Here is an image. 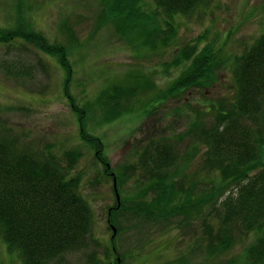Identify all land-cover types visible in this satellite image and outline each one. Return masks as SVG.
I'll return each instance as SVG.
<instances>
[{
	"label": "trees",
	"instance_id": "obj_1",
	"mask_svg": "<svg viewBox=\"0 0 264 264\" xmlns=\"http://www.w3.org/2000/svg\"><path fill=\"white\" fill-rule=\"evenodd\" d=\"M153 1L150 8L144 0H105L100 24L113 21L122 36L129 28H140V42L155 51L173 41L171 37L176 35L180 17L199 14L217 0ZM17 8L16 22L0 25V43H34L38 50L58 58L71 81L74 70L67 45L52 43L42 33L30 29L24 11ZM192 45L180 48L177 54L180 64L185 60L191 64L165 90L157 89L152 73L142 71L116 83L114 90L105 94L106 102L108 96L118 97L117 102L124 103L134 97L140 100L142 95L150 96L148 102H160L181 95L190 87L211 86L216 81V68L223 61L220 51H214L210 44L203 50ZM19 63L6 61L5 71L29 76V68L20 69ZM234 76V103L213 111L208 122L195 120L191 130L179 138H151L148 145L133 149L119 169L111 168L102 137L88 128L85 122L93 121L73 95L74 100L70 101L80 119L81 139L94 151V158L103 164L106 175L116 177L122 190L133 188L136 192L132 202L117 197L109 207L114 226L120 227L124 219L121 215H133L145 223H169L171 217L181 213L185 223L198 218L204 232L197 235L191 249L205 258V264L211 258L218 264L216 258L231 248L238 231L261 229L241 258L219 264H264V124L257 125L264 119V28L251 45L235 55ZM150 90L152 95L148 94ZM106 109L107 103L100 122L113 120L116 110L119 111L118 107ZM127 109L130 110V104ZM184 135L190 138L182 140ZM25 138L14 129L0 128V236L9 252L19 254L22 264H62L55 260L88 244L95 221L92 204L82 191L81 175L72 174L83 150L72 148L58 154L51 143L35 146ZM184 141L185 151L181 149ZM198 143L206 148L205 164H197L198 171L202 174L206 168L207 176H217V185L203 179L204 173L201 178H190L188 187L179 179L191 175L188 169ZM227 191L230 193L225 196ZM220 196L225 197L223 208L213 211L218 217L214 224L209 217L204 218L203 203ZM194 211L202 212V216L193 217ZM112 252L107 251L108 258Z\"/></svg>",
	"mask_w": 264,
	"mask_h": 264
},
{
	"label": "rangeland",
	"instance_id": "obj_2",
	"mask_svg": "<svg viewBox=\"0 0 264 264\" xmlns=\"http://www.w3.org/2000/svg\"><path fill=\"white\" fill-rule=\"evenodd\" d=\"M104 1L0 0V25H13L17 7H21L30 29L42 33L52 43L63 41L68 49L71 48L68 59L74 70L69 81L67 70L59 64L56 56L38 50L34 43H0V128L14 129L35 146L51 143L58 154L72 148L83 150L72 174L81 175L83 194L95 211V224L86 248L68 252L55 261H62V264H105L107 251L112 250L114 244L122 256L120 264H205V258L191 249L197 235L204 232L201 220L191 219L185 223L181 220L183 213L171 217L169 223H145L136 216L121 215L120 218H124L121 229L112 241L109 207L116 202L118 195L124 201L132 202L136 192L133 188L124 189L126 184L122 190L119 181L115 182L113 177L106 175L103 164L96 162L94 151L81 139L80 119L70 99L75 98L93 121L85 122L92 133L104 138L111 168H121L133 149L148 145L151 138L163 137L170 141L174 137L179 138L191 130L195 120L208 122L213 111L234 103L235 55L251 45L262 32L264 0H217L199 14L180 17L176 35L171 37L173 41L164 49L155 51L148 47L138 48L142 43L140 28H129L122 36L115 23L109 21L97 29ZM144 1L150 8L154 4L153 0ZM189 44L199 50L210 44L214 51H220L223 61L216 68L215 83L208 87H190L174 99L160 102H148L150 96L142 95L141 100L135 99L130 103V113L116 111L112 121L100 122L106 103L108 110L123 107V102H117L120 100L118 97L108 96L106 102L105 94L112 92L116 83L138 76L143 71L155 74L157 89L162 91L169 87L191 64L186 60L180 64L177 59L180 48ZM12 60L20 61V69L27 71L29 68L30 75L8 74L4 64ZM65 85L71 95L65 93L68 91ZM152 93V90L148 92L149 95ZM141 102L147 104L141 107ZM95 116L98 117L96 120ZM263 124L264 119L257 122L259 126ZM188 138L190 136L184 135L181 139ZM186 146L184 141L181 149L185 150ZM197 149L196 157L199 158L206 149L205 144H199ZM197 162L192 161L188 169L191 175L179 177L186 187L191 186L187 182L190 178H201L203 173L206 175L198 171ZM203 179L215 185L219 180L217 176L207 175ZM229 193L227 191L225 196ZM224 198L220 196L204 202V218L209 217L217 224L218 217L213 211L223 208ZM201 216L202 212H193V217ZM260 232L261 229L256 228L249 232L238 231L231 248L216 258L218 264L231 258H241L248 243ZM112 259L117 264L115 254ZM0 264H22L19 254L9 252L1 236ZM209 264L217 262L211 258Z\"/></svg>",
	"mask_w": 264,
	"mask_h": 264
}]
</instances>
